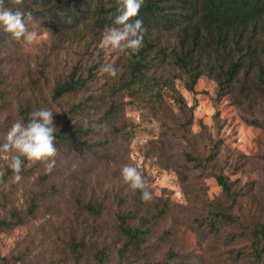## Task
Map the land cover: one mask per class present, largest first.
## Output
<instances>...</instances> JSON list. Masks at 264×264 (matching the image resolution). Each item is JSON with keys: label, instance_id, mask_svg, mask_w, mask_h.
<instances>
[{"label": "rangeland", "instance_id": "374dc122", "mask_svg": "<svg viewBox=\"0 0 264 264\" xmlns=\"http://www.w3.org/2000/svg\"><path fill=\"white\" fill-rule=\"evenodd\" d=\"M28 28L41 33L45 29ZM99 43L93 45L90 56L75 45L55 48L49 34L31 47L18 41L8 43L0 52V142L12 124L21 120L20 109L27 104L34 110L51 109L58 127L68 105L80 95L56 101L52 90L55 81L65 78L77 62L83 75L98 64L91 90L101 91L111 80L100 72L101 66L111 62L118 68L126 55L106 54ZM251 83L250 88L252 79ZM175 89L190 109L189 125V117L181 115L168 90L162 91L158 114L127 98L120 135L110 139L109 159L87 164L57 150L51 172L43 164L28 166L25 162L19 183L11 181L7 162L0 160V170L5 172L4 183H0V219L9 220L13 211L25 216L29 205H37L24 225L0 232V263L4 258L7 264H74L63 245L74 219L71 189H80L85 180L92 189L100 185L102 192L122 190L124 195L129 187L120 179V170L132 164L150 184L152 205L168 208V216L155 225L153 235L161 251H179L191 259L200 258L203 264H254L247 253L254 241L251 231L259 224L264 226V97L223 96L208 77L199 78L192 91L186 89L185 80L176 81ZM89 125L99 140L110 136L102 124L93 121ZM209 153L218 156L225 167L223 173L239 194L233 211L239 222L221 227L219 238L208 230L205 217L210 205L222 199L221 188L185 159L186 154ZM234 162L237 168L230 166ZM90 224L89 220L83 225ZM166 230L172 235L162 242L159 237Z\"/></svg>", "mask_w": 264, "mask_h": 264}, {"label": "trees", "instance_id": "16d2710c", "mask_svg": "<svg viewBox=\"0 0 264 264\" xmlns=\"http://www.w3.org/2000/svg\"><path fill=\"white\" fill-rule=\"evenodd\" d=\"M5 6L17 7L11 0H5ZM19 7L35 18L28 26L50 31L55 48L75 45L89 56L117 14V0H23ZM137 18L147 28L142 48L138 55L125 56L117 77L101 91L91 90L98 64L83 75L77 62L65 78L55 81L52 99L80 95L59 121L57 150L87 164L109 159L110 139L120 135L121 116L129 104L125 100L143 103L158 114L163 90L172 93L181 115L189 117V125L192 116L175 89L178 80H185L186 89L192 91L199 78L208 77L223 96L264 97V0H145ZM13 42L17 41L0 28V52ZM33 111L25 105L20 109L21 120L27 122ZM93 121L106 127L110 136L99 140L89 125ZM185 159L221 188L222 199L210 205L205 217L206 227L219 238L221 227L239 222L233 215L239 194L217 155L186 154ZM236 164L230 166L237 168ZM41 179L47 180L46 176ZM82 183L80 189H71L74 219L63 242L74 264H203L200 258L172 249L161 251L154 245L155 225L168 216L166 206L143 202L141 193L130 188L122 195V190L102 192L100 185L92 189L87 181ZM51 190L58 193L54 185ZM36 209L32 203L27 215L33 217ZM27 215L11 212L9 220L0 219V232L24 225ZM89 220L90 225H83ZM251 234L254 241L247 253L254 264H264V226H254ZM171 235L172 231H163L159 240L166 242ZM0 264L7 262L3 258Z\"/></svg>", "mask_w": 264, "mask_h": 264}, {"label": "clouds", "instance_id": "9594fccd", "mask_svg": "<svg viewBox=\"0 0 264 264\" xmlns=\"http://www.w3.org/2000/svg\"><path fill=\"white\" fill-rule=\"evenodd\" d=\"M17 7H6L5 0H0V28L9 34L15 41L24 46L36 45L44 35L43 32L29 30L28 24L34 23L31 12H25L20 5L23 0H11ZM145 0H117V14L112 26H105L98 47L106 54L123 53L129 57L138 55L143 45L147 28L143 20L137 18ZM113 63L107 62L100 68L102 74L116 78L118 72ZM54 112L48 108H41L29 114L27 122L15 121L7 131L3 142H0V160L7 162L11 170V181L19 183L20 175L27 162L28 166L36 163L44 165L46 172H51L56 164L57 148L55 137L58 132L53 120ZM5 172L0 170V183H4ZM120 179L131 190L141 193L143 202H150L153 193L150 184L141 171L132 164L123 165L120 170Z\"/></svg>", "mask_w": 264, "mask_h": 264}]
</instances>
